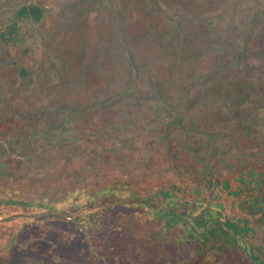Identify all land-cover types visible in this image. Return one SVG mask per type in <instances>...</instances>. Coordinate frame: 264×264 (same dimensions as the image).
Returning <instances> with one entry per match:
<instances>
[{"label":"rangeland","instance_id":"obj_1","mask_svg":"<svg viewBox=\"0 0 264 264\" xmlns=\"http://www.w3.org/2000/svg\"><path fill=\"white\" fill-rule=\"evenodd\" d=\"M29 5L39 19L19 15ZM219 82L264 98V0H0V218L35 209L8 199L74 212L67 190L87 196L124 181L141 196L170 185L182 201H205L212 184L201 183L205 200L186 185L190 173L166 156V126L177 148L217 173ZM63 125L80 140L32 147ZM263 223L249 238L260 259ZM76 226L55 216L0 221V264H252L211 241L200 257L179 226L142 215L116 221L104 241Z\"/></svg>","mask_w":264,"mask_h":264},{"label":"flooded vegetation","instance_id":"obj_2","mask_svg":"<svg viewBox=\"0 0 264 264\" xmlns=\"http://www.w3.org/2000/svg\"><path fill=\"white\" fill-rule=\"evenodd\" d=\"M222 85L221 82L217 84L221 88L217 89L220 91L217 112L222 118V114H228L230 121L223 122L219 117L215 126L217 173H211L210 167L204 168L194 163V159L188 153L177 148L175 142L170 139L167 133L169 127L166 126V156L176 171L185 170L190 173V177L187 178L190 184L186 183V185L192 186V192L205 200L200 195L201 183L212 184L205 201L190 202L184 199L182 201L170 185L162 190L155 188L153 194L141 196L140 192L133 190L127 182H113L105 184L87 196L78 195L79 192L84 193V190H67V199L75 208L74 212L66 211L62 204L59 206L48 202L33 204L29 201L8 199L9 204L19 207L34 206L35 209L28 213L20 210L8 218H0V221L55 216L77 224L76 230L82 237H96L104 241L116 221L120 219L125 221L131 216L142 215L148 220L159 221L166 230L174 225L179 226L181 233L178 238L188 242L195 241L196 253L200 257L204 255L207 242L211 241L217 242L220 247L235 250L241 258L247 259L252 264H264V257L259 258L254 244L249 239L255 234L254 222L259 220L264 222V98H255L253 92L245 91L237 85L229 91L222 90L224 89ZM174 124L176 125L177 122L174 121ZM71 127L74 126H61L58 128L59 134L35 135L31 139V145L35 146V140H40L46 146L79 141L81 137L79 135L73 138L66 136ZM100 129L101 133H104L106 127ZM210 133L202 134L208 136ZM99 193L115 198L111 203L107 200L93 203ZM216 194L217 203L213 208L211 197ZM152 195L154 198L159 196V202L152 204L149 200ZM78 196L82 197V201L78 200ZM141 197L147 200H141ZM86 199L91 200V205L88 207L85 206ZM207 205H210L209 209L205 208ZM179 206L187 207L190 213L178 211ZM262 228L264 251V225ZM121 229L126 232L125 227ZM128 249L130 247L123 246L121 252H127Z\"/></svg>","mask_w":264,"mask_h":264},{"label":"trees","instance_id":"obj_3","mask_svg":"<svg viewBox=\"0 0 264 264\" xmlns=\"http://www.w3.org/2000/svg\"><path fill=\"white\" fill-rule=\"evenodd\" d=\"M19 15H33L36 19H39L40 16H41V9L38 7V6H35V5H29L27 7H21L20 8V11L18 12Z\"/></svg>","mask_w":264,"mask_h":264}]
</instances>
